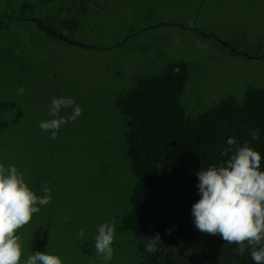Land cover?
<instances>
[{"label": "trees", "instance_id": "16d2710c", "mask_svg": "<svg viewBox=\"0 0 264 264\" xmlns=\"http://www.w3.org/2000/svg\"><path fill=\"white\" fill-rule=\"evenodd\" d=\"M16 4L19 12L0 14V164L15 165L38 196L47 184L52 197L17 232L21 264L37 250L58 255L62 264H254L248 251L237 255V245L198 231L192 205L200 199L196 173L227 159L221 152L229 137L238 145L249 141L264 170V84L255 80L241 98L242 88L234 86L233 93L197 111L188 94L206 86L196 83L195 74L191 86L193 64L178 59L118 94L102 84L89 87L93 74L84 75L82 95L81 80L73 89L72 81L58 77L56 46L88 48L64 34L55 20L37 23L40 4ZM30 29L36 32L24 36ZM262 47L253 55H243V49L232 53L259 59ZM208 89L215 95L220 88ZM53 97L71 98L82 109L55 139L38 126L52 118ZM71 111L61 109L60 115L67 118ZM254 128L260 129L258 140L249 135ZM113 219V257L105 262L93 238L98 225ZM156 233L161 241L149 253L144 242Z\"/></svg>", "mask_w": 264, "mask_h": 264}, {"label": "rangeland", "instance_id": "374dc122", "mask_svg": "<svg viewBox=\"0 0 264 264\" xmlns=\"http://www.w3.org/2000/svg\"><path fill=\"white\" fill-rule=\"evenodd\" d=\"M18 1L37 3L14 0ZM62 1L45 0L42 20L53 17L64 34H71L74 41L88 48L66 42L56 46L58 77L72 81L68 87L73 89L81 80L82 95L84 75L91 79L93 74L89 87L96 89L102 84L118 94L131 88L138 77L160 73L178 59L192 62L190 79L195 74L200 77V82H195L206 86L205 91H188L189 105L197 111L233 93L234 86L242 88L238 95L241 98V92L255 80L264 84L263 57L247 60L232 53L243 49L242 54L253 55L254 49L261 46L260 52L264 51V0H88L89 4L78 7L76 23L62 9L57 14ZM9 2L0 0V14L19 12L20 6ZM160 22L165 25L160 27ZM35 32L30 29L23 35ZM253 37L260 43H254ZM227 45H233V50ZM109 46L113 47L107 49ZM208 68L212 75L207 74ZM212 86L220 88L215 95L208 89Z\"/></svg>", "mask_w": 264, "mask_h": 264}, {"label": "clouds", "instance_id": "9594fccd", "mask_svg": "<svg viewBox=\"0 0 264 264\" xmlns=\"http://www.w3.org/2000/svg\"><path fill=\"white\" fill-rule=\"evenodd\" d=\"M24 91L21 86L19 93ZM71 98L53 97L49 108L51 119L41 121L39 128L55 139L62 125L75 121L82 109ZM72 108L65 118L61 109ZM259 128L250 130L252 140L259 139ZM227 159L220 165L200 168L198 191L200 199L192 205L195 228L208 235H219L224 243L237 245V255L248 251L254 264H264V170L261 154L249 141L237 144L235 137L227 139L222 152ZM38 196L28 186L24 173L15 165L0 164V264H21L22 242L19 229L29 224L40 207L51 203V190L44 184ZM67 219V218H66ZM171 231V230H169ZM84 238L83 230L77 234ZM115 220L98 225L94 236L96 253L105 262L113 257L112 244ZM159 233L145 241V250L157 251ZM23 264H62L61 258L45 251H34Z\"/></svg>", "mask_w": 264, "mask_h": 264}, {"label": "crops", "instance_id": "0c3cea01", "mask_svg": "<svg viewBox=\"0 0 264 264\" xmlns=\"http://www.w3.org/2000/svg\"><path fill=\"white\" fill-rule=\"evenodd\" d=\"M40 1L41 0H37V3H33L32 1H28V2L33 3L35 5L40 4L39 5L40 6V18L37 20V23H40L42 25V24H47L48 21L42 20V18L44 17L43 16L44 11L42 9H43V5H44L45 0H42L41 2ZM88 2H89L88 0H63L62 5H60L57 9V14H59L61 9H62V11H65L70 16L71 21L72 22L74 21V23H76V21H75L76 16L79 15V13L77 12L78 7L80 5L84 6L85 4H89ZM60 7H62V8H60ZM71 17H73V19ZM50 20H54V18L52 17V19H50ZM57 20H61V19L57 18ZM62 21H64V18H62Z\"/></svg>", "mask_w": 264, "mask_h": 264}]
</instances>
